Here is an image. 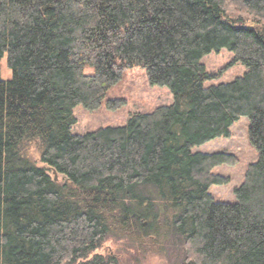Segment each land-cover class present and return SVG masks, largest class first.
Listing matches in <instances>:
<instances>
[{
	"label": "trees",
	"instance_id": "trees-1",
	"mask_svg": "<svg viewBox=\"0 0 264 264\" xmlns=\"http://www.w3.org/2000/svg\"><path fill=\"white\" fill-rule=\"evenodd\" d=\"M222 49L247 71L207 86L202 58ZM5 57L0 264H122L96 253L110 239L172 264H264V0H0ZM137 65L174 102L74 133L76 106L98 109ZM242 117L258 159L218 202L231 178L215 169L239 157L195 148Z\"/></svg>",
	"mask_w": 264,
	"mask_h": 264
},
{
	"label": "rangeland",
	"instance_id": "rangeland-1",
	"mask_svg": "<svg viewBox=\"0 0 264 264\" xmlns=\"http://www.w3.org/2000/svg\"><path fill=\"white\" fill-rule=\"evenodd\" d=\"M213 77L205 85L227 83L242 76L246 66L241 62H234V54L228 49L212 51L202 58ZM1 75L4 80H9L12 71L8 67L7 58L0 63ZM91 68L88 69V71ZM125 100V104L116 109L108 106V101ZM174 102L173 94L166 86L152 85L148 79L146 69L137 65L125 71L123 78L108 91L102 105L96 110H89L84 105L76 106L74 114L77 122L73 127L76 134H84L104 127L124 126L135 113H145L160 105H171ZM250 121L248 117H242L232 127L230 138L221 137L203 144L195 150L204 153L227 151L239 157V163L235 166L224 165L215 169L217 173L231 178L226 185H214L210 192L218 202L234 203L237 201L235 188L239 187L245 178V173L258 159V153L249 140L248 130ZM30 156L38 165L44 166L40 161L39 150L33 145L29 149ZM50 174L53 173L50 171ZM116 254L122 264H172L166 255L144 252L132 247L124 240H108L96 253Z\"/></svg>",
	"mask_w": 264,
	"mask_h": 264
},
{
	"label": "water",
	"instance_id": "water-1",
	"mask_svg": "<svg viewBox=\"0 0 264 264\" xmlns=\"http://www.w3.org/2000/svg\"><path fill=\"white\" fill-rule=\"evenodd\" d=\"M54 174H55V179H58L57 173H56V172H54Z\"/></svg>",
	"mask_w": 264,
	"mask_h": 264
}]
</instances>
